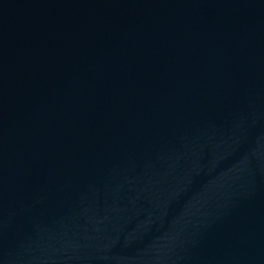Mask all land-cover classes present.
Wrapping results in <instances>:
<instances>
[{"label": "water", "instance_id": "obj_1", "mask_svg": "<svg viewBox=\"0 0 264 264\" xmlns=\"http://www.w3.org/2000/svg\"><path fill=\"white\" fill-rule=\"evenodd\" d=\"M0 264H264V0H0Z\"/></svg>", "mask_w": 264, "mask_h": 264}]
</instances>
